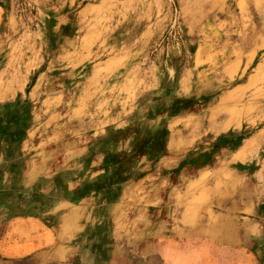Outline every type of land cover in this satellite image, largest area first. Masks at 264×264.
Listing matches in <instances>:
<instances>
[{
	"label": "rangeland",
	"instance_id": "rangeland-1",
	"mask_svg": "<svg viewBox=\"0 0 264 264\" xmlns=\"http://www.w3.org/2000/svg\"><path fill=\"white\" fill-rule=\"evenodd\" d=\"M171 1L0 0V264H264V0Z\"/></svg>",
	"mask_w": 264,
	"mask_h": 264
},
{
	"label": "crops",
	"instance_id": "crops-1",
	"mask_svg": "<svg viewBox=\"0 0 264 264\" xmlns=\"http://www.w3.org/2000/svg\"><path fill=\"white\" fill-rule=\"evenodd\" d=\"M228 124V123H227ZM229 125V124H228ZM227 125L226 123L224 125H222L221 129H226ZM163 142V141H162ZM154 143H159V140H156ZM165 144V142L163 143ZM244 150L246 151L247 148L246 146H244ZM194 156V155H193ZM247 154L243 155V156H238L236 159L239 160H246ZM191 161L193 160V163L190 164V168L192 172H194V169H198L202 166H204L206 163L210 162V158H208V156L206 154L203 155H199V156H195V157H190L189 158ZM198 161L199 163H197L195 165V161ZM201 161V162H200ZM262 169H264V163L260 165ZM254 176H256L257 178L260 176V173L258 172H253ZM252 179H247V183H249V181H251ZM232 205H230L231 207L228 208V206H225L224 204L220 205V208H222L221 214H225V211L227 210L230 214V217H228V223H230L231 221H233V219L236 217V212L237 210L234 211L235 208V202H231ZM227 207V208H225ZM246 207H249V205H243L242 209L244 210ZM238 207H236L235 209H237ZM230 210V211H229ZM240 212V211H239ZM199 214V213H197ZM229 214L227 216H229ZM245 220V217H242ZM23 219V218H22ZM23 224H25L27 226V230L29 231H33L34 233H38L40 236L36 237L35 239H39V241L37 242L41 247L38 252H35L33 254H31L30 252H26L23 253V247H19V251L14 250L12 251V247L7 246L6 244H3L2 249L5 251L4 254L9 255V256H30L28 259V263L27 264H80V263H76V258H74L73 254L69 256H66V254H62V253H73V248H69L67 246L64 245V243L58 238L56 239V237H54V239H50L49 238V231L46 228V230L44 229V224H43V220L42 218H40V216H24L23 219ZM244 222H248L247 221H243ZM12 227H8V234L12 231ZM201 232L202 228L198 229ZM48 231V233H47ZM217 235L216 238L219 240H222L226 243V245H232V244H228L229 241H237V239H240V236L238 235V233H236L235 235V231H234V227H231V230L229 229L228 226L224 227L222 225H220V228L218 227L217 229ZM41 233V234H40ZM46 235H45V234ZM45 236V237H44ZM239 236V237H238ZM56 240V241H55ZM228 241V242H227ZM70 251H67V250ZM67 251V252H66ZM77 256V255H76ZM83 260V264L84 263V259Z\"/></svg>",
	"mask_w": 264,
	"mask_h": 264
},
{
	"label": "bare ground",
	"instance_id": "bare-ground-1",
	"mask_svg": "<svg viewBox=\"0 0 264 264\" xmlns=\"http://www.w3.org/2000/svg\"><path fill=\"white\" fill-rule=\"evenodd\" d=\"M204 1V0H203ZM176 4L177 8H179L178 10L184 12V9L189 7L190 8H199L200 7V4H201V0H173L170 2V7L172 8V6ZM207 6V5H206ZM180 11V12H181ZM198 14V13H197ZM181 15V14H180ZM255 57L256 56H253L251 57V59L249 61H251V64H253L254 60H255ZM260 68V65L259 67ZM2 92V90H0V93ZM230 118V117H229ZM193 161V160H192ZM195 161V165L197 163H199L198 161L194 160ZM201 162V161H200ZM192 169V168H191Z\"/></svg>",
	"mask_w": 264,
	"mask_h": 264
}]
</instances>
